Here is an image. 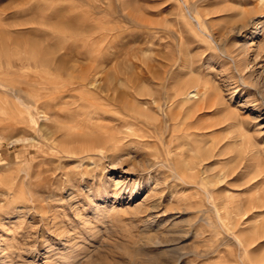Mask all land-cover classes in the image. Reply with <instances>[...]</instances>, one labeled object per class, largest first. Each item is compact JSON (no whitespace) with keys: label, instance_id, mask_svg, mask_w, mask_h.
Here are the masks:
<instances>
[{"label":"rangeland","instance_id":"rangeland-1","mask_svg":"<svg viewBox=\"0 0 264 264\" xmlns=\"http://www.w3.org/2000/svg\"><path fill=\"white\" fill-rule=\"evenodd\" d=\"M258 12L0 0V264H264Z\"/></svg>","mask_w":264,"mask_h":264},{"label":"bare ground","instance_id":"bare-ground-1","mask_svg":"<svg viewBox=\"0 0 264 264\" xmlns=\"http://www.w3.org/2000/svg\"><path fill=\"white\" fill-rule=\"evenodd\" d=\"M263 13V12H262ZM262 13L258 12V13H254L252 15H249L250 18L249 20L246 22V24H242L240 26L237 27V30L239 31V34L246 31L247 29H250L253 27V29L257 30V28L263 23L262 19H264V16L262 15ZM3 34V33H2ZM6 35V34H5ZM36 60V59H35ZM42 62V61H41ZM191 93V92H190ZM189 93V94H190ZM19 94V93H18ZM16 94V95H18ZM192 94V93H191ZM58 97V96H57ZM50 109V108H49ZM198 119V118H197ZM217 131V130H216ZM219 131V130H218ZM197 135V134H196ZM222 177V176H221ZM226 180V179H225ZM230 180V179H227ZM226 180V182H227Z\"/></svg>","mask_w":264,"mask_h":264}]
</instances>
